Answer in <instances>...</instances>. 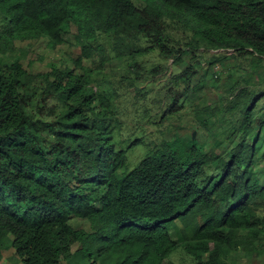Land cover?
<instances>
[{
    "label": "trees",
    "instance_id": "obj_1",
    "mask_svg": "<svg viewBox=\"0 0 264 264\" xmlns=\"http://www.w3.org/2000/svg\"><path fill=\"white\" fill-rule=\"evenodd\" d=\"M69 36L80 50L70 65L35 74L15 55L17 43L56 49ZM211 51L244 59L243 80L257 73L264 0H0V244L11 236L23 264H173L179 248L195 264L263 256L264 92L241 85L223 106L194 104L205 129L223 113L237 119L225 152L178 137L130 169L142 138L120 145L114 95L97 86L114 60L138 90L167 70L142 58L158 52L173 70L188 54L165 86V120L180 114L201 58L221 65Z\"/></svg>",
    "mask_w": 264,
    "mask_h": 264
},
{
    "label": "rangeland",
    "instance_id": "obj_2",
    "mask_svg": "<svg viewBox=\"0 0 264 264\" xmlns=\"http://www.w3.org/2000/svg\"><path fill=\"white\" fill-rule=\"evenodd\" d=\"M16 49L15 55L20 58L24 67L35 74L47 72L50 64L70 65L71 60L80 55V50L76 47L72 36L67 38L64 45L56 49H52L46 39L17 43ZM211 53H222L219 55L221 65L208 70L205 61L210 56L201 58L204 68L189 84L190 91L185 97L180 114L172 117L165 115V120H161L162 114L171 102V97L167 95V89H165L168 78L171 73L176 74L189 66L190 55L186 54L183 63L174 67L173 70V61L162 62L158 52L142 58L140 63L147 71L160 64H163L167 70L157 78L149 79L146 84H141L138 90L132 89L127 80L123 79L126 75L123 69L125 63L114 60L105 68L104 75L99 78L97 86L114 95L118 118L122 122V129L118 135L123 142L120 145L125 147L139 138L143 141L142 145L128 152L130 169H134L154 148V145L165 140H174L178 137L188 140L195 133L194 140L199 146H204L207 150L215 149L218 152H225L231 147L232 142L238 141L240 134L235 131L236 118H230L223 113L215 124L210 123V128L205 129L194 115V104L200 101L203 106L208 104L212 108L223 106L227 99L234 97V92L241 88V85L249 87L256 93L264 92V63L257 73L246 75L244 79L246 82L243 80L245 72L239 69V64L247 66L244 59L234 58L233 51H211ZM150 144L152 145L149 147ZM118 148H120L119 145ZM72 224L75 228H89L86 222L75 220ZM77 248L74 247L73 251ZM169 259L173 264H195L193 257L182 248L172 253ZM230 260L237 264H264V255H249L239 251L233 253ZM0 264H23L13 249L12 237L9 235L0 244ZM62 264L67 262L64 261Z\"/></svg>",
    "mask_w": 264,
    "mask_h": 264
},
{
    "label": "water",
    "instance_id": "obj_3",
    "mask_svg": "<svg viewBox=\"0 0 264 264\" xmlns=\"http://www.w3.org/2000/svg\"><path fill=\"white\" fill-rule=\"evenodd\" d=\"M193 139H195V133L193 134Z\"/></svg>",
    "mask_w": 264,
    "mask_h": 264
}]
</instances>
